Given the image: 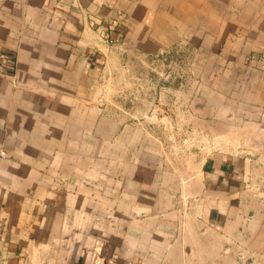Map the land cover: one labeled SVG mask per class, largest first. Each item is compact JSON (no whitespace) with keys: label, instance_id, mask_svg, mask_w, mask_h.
I'll return each instance as SVG.
<instances>
[{"label":"crops","instance_id":"0c3cea01","mask_svg":"<svg viewBox=\"0 0 264 264\" xmlns=\"http://www.w3.org/2000/svg\"><path fill=\"white\" fill-rule=\"evenodd\" d=\"M0 52L2 264H264V0H0Z\"/></svg>","mask_w":264,"mask_h":264},{"label":"rangeland","instance_id":"374dc122","mask_svg":"<svg viewBox=\"0 0 264 264\" xmlns=\"http://www.w3.org/2000/svg\"><path fill=\"white\" fill-rule=\"evenodd\" d=\"M169 65H170L169 63L166 64L167 67ZM161 73L163 72L162 71L156 72V71H150V70L147 71L146 68L142 69L141 71L142 77L147 78L149 75H151L149 76V78L153 81V84H151V88L154 84H157V86L159 87L161 83H163L164 85V82H165L163 78L164 74L162 75ZM165 83L168 85L171 84L170 82L168 83L165 82ZM159 87H158V91H160ZM171 88L175 89L176 86H171ZM142 89H144V92L146 93L149 92L148 94H150V90L148 86L145 87L144 85L141 84L137 88V90L139 91H141ZM159 96L160 95H158V98H135L133 99V98H117V96L114 95L112 98H108V100H109L110 106H113L114 108H116L115 106H124V107L130 106L131 108L135 106V110H138V116H143V115L147 116V114L152 113V115H150L152 117V116H156L157 111L155 110L157 106L160 108V106H162L165 103V101H163L164 103L162 102V99L159 98ZM191 100L192 98H189V102L187 103L186 98H177L176 96H174V98L169 97L168 107H166V109L168 108V123L163 122L164 120L159 119V118H157V120L146 119L145 121L146 128L150 126L152 129L155 128L158 132L166 131L167 129H165V126L168 125V158L173 159V160H179L181 158L195 159L198 156V153H200V151L197 148L199 144V139H197V135L195 132L196 130L195 121L196 120L191 117L188 120H186L185 119L186 117H184V113L187 110L190 112V114H193V111L196 110V107L193 105L194 102L192 103ZM231 105L234 107L238 106L237 104L235 105L234 103ZM229 106L230 105L228 103L227 107ZM240 109H244V108L242 107ZM233 111L235 114L237 113L234 109ZM241 111L242 110L240 111L238 110V112H241ZM186 122L190 126L189 132L186 133L185 131L184 134L182 135L181 127L186 125ZM204 139L210 141L211 137H208L207 135H205ZM181 142L183 143V145L180 144ZM177 143H179L178 145L179 150L175 146V144ZM172 146H174L175 149L172 148Z\"/></svg>","mask_w":264,"mask_h":264},{"label":"built area","instance_id":"2783aa9c","mask_svg":"<svg viewBox=\"0 0 264 264\" xmlns=\"http://www.w3.org/2000/svg\"><path fill=\"white\" fill-rule=\"evenodd\" d=\"M11 61L7 59L1 52H0V72H3L4 69L10 67ZM4 156V154H3ZM0 264H2L0 260Z\"/></svg>","mask_w":264,"mask_h":264}]
</instances>
